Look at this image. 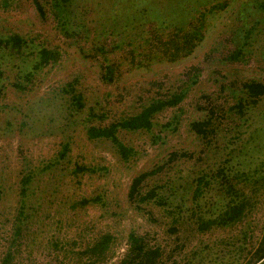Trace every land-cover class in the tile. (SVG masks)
Instances as JSON below:
<instances>
[{"label": "rangeland", "instance_id": "374dc122", "mask_svg": "<svg viewBox=\"0 0 264 264\" xmlns=\"http://www.w3.org/2000/svg\"><path fill=\"white\" fill-rule=\"evenodd\" d=\"M171 1L173 6L167 0L75 1L90 26L88 44L83 42L85 36L79 41L77 33L62 35L54 19H41L31 0H18L9 9L0 6V29L40 32L41 40L63 52L57 65L40 72L31 91H17L11 80L5 81L4 106L0 109V245L10 240L23 175L50 163L49 170L37 174L34 185V198L42 200L44 206L29 224L31 237L25 254L32 257L28 259L32 264H52L49 251L56 239L76 240L78 246H84L105 232L115 235V260L126 250L131 231L162 245L167 264L173 260L178 264H239L246 259L240 248L245 236L256 240L264 227V97L243 114L229 107L237 101L239 80L264 81V0H229L227 7L209 12L206 38L191 55L177 61L152 62L148 67L129 70L127 49H114L112 59L122 65L124 74L118 81H105L101 77L103 57L98 59L92 47L107 43L110 48L115 38L121 39L122 28L118 30L120 37L111 31L115 21L121 26L133 20V25L144 28L149 19L144 20V13L140 15L146 9L159 11L166 23L177 22L181 16L187 20L203 6L223 0ZM178 6L180 9L174 11ZM155 13L147 17L158 20L160 14ZM82 45L94 55L92 58L82 52ZM237 48L243 51L240 58H228ZM74 79H78L77 88L83 91L87 107H93L97 116L90 118L87 108L83 113H60L64 100L62 104L44 101L48 95L52 98L62 93L63 86ZM155 80L160 85H153ZM179 91L184 92V99L156 114L151 130L120 132L123 142L133 149L128 159L110 140L91 138L87 133L88 125L108 124L134 113L155 96ZM210 102L224 104L228 111L225 116L220 114L219 138L207 142L190 123L208 116L205 107ZM67 141L70 151L61 158ZM173 151L192 153L193 158L172 163L170 169L147 182L145 189L167 185L169 207L176 209L185 201L187 209L192 206L196 177L220 164L228 165L232 158L233 167L256 170L257 179L263 181L258 200L246 218L226 229L202 232L192 229L188 211L174 224L175 214L165 207L144 203L138 208L131 202L128 193L133 178L164 163ZM80 164L96 171L74 174L72 170ZM97 195L103 197L102 203L72 207L84 196ZM172 250L175 252L169 256Z\"/></svg>", "mask_w": 264, "mask_h": 264}, {"label": "trees", "instance_id": "16d2710c", "mask_svg": "<svg viewBox=\"0 0 264 264\" xmlns=\"http://www.w3.org/2000/svg\"><path fill=\"white\" fill-rule=\"evenodd\" d=\"M18 0H0V6L9 9ZM37 15L44 20L54 19L56 27L64 36L74 35L79 41L85 36V44L91 42L88 30L90 26L86 23L85 15L78 5L77 0H31ZM173 6L171 0H167ZM229 0L213 3L212 6H203L197 13L185 20L183 16L177 22L166 23L161 20V14L157 10L149 11L143 9L141 15L145 14L144 20L146 27H136L132 24L133 20L124 21L123 25H114L111 29L120 37L118 30L123 29L121 39L115 38L112 46L108 48L106 44H96L92 50L95 56L103 57L101 63V77L107 82L118 81L124 74L122 65L112 59L114 49L126 50V57L130 62L129 70L134 67H148L152 62L177 61L183 57L191 55L196 48L206 38L208 30L207 17L209 12L225 8ZM264 5V2L261 3ZM180 6L174 9L178 11ZM156 12L155 18H149V13ZM151 21V22H149ZM137 29H141L138 31ZM251 31V30H250ZM40 32L35 34L22 33L12 28L10 30L0 29V109L4 106L3 101L6 80H11L12 85L17 91L28 92L39 79V74L46 68L57 65L63 56L59 47L47 45L46 41L41 40ZM133 36V37H132ZM112 37V35L110 36ZM123 38V39H122ZM129 38V40L125 39ZM139 40V43L136 42ZM82 52L89 57H93L85 51L86 47L81 46ZM243 54L240 48L233 50L228 58L238 59ZM78 79L71 80L62 88V93L58 92L54 97L48 95L44 101L50 104L52 100H57L64 106L61 112H85L88 115L97 116L93 107H87L83 91L77 88ZM153 85H160L155 80ZM236 88L238 90L237 101L234 106L236 112L245 113L248 109L256 106L264 97V81L254 78L239 80ZM54 95V94H53ZM52 95V96H53ZM183 91L172 95L160 94L149 101L141 104L139 110L134 113L120 116L119 118L105 125H88L87 133L91 138H105L110 140L120 151L125 159H128L133 149L128 147L122 140L120 132L151 130L155 125L156 114L164 109L178 106L184 99ZM208 116L203 119H196L190 123L191 129L204 141L211 142L220 136L221 117L226 115L227 109L224 104H210L205 107ZM227 110V111H226ZM73 114V113H72ZM243 116V115H241ZM90 117V118H91ZM224 118V117H223ZM70 151V142L63 144L60 157L65 158ZM193 158L192 153L186 151L171 152L168 159L156 167L145 170L136 175L129 187V199L142 208L141 204L154 203L165 207L170 213L175 214L174 224L180 223L185 216V212L190 213L192 229L202 232L211 231L213 228H229L241 223L250 212L255 202L258 200L260 189L264 181L257 179L258 172L250 169H240L230 164L232 158L228 159V165H218L217 168L202 172L196 177V187L192 195V206L186 209V202L181 201L176 209L169 207V197L166 195L167 185H151L145 189L147 182L155 178L164 171L170 169L172 163L181 159ZM50 163H45L43 167L30 169L23 175L20 187V199L18 215L14 221L10 240L5 245H0V264H32L25 254L26 248L31 237L29 224L31 220L39 215L43 208V201L34 198L35 184L38 183L36 176L42 170H49ZM172 166V165H171ZM96 171L95 167L85 164L75 165L72 170L74 174L80 172ZM213 192V193H212ZM40 200V201H39ZM103 197L84 196L75 201L72 207L87 206L93 203H102ZM174 226V225H173ZM148 236L131 231L128 235V245L123 254L114 260L115 235L105 232L98 235L95 239L84 246H78L76 240L56 239L50 248L52 264H167V252L164 247L157 243H152L147 239ZM249 245L246 248L245 243ZM240 247L244 261L239 264H264V227L260 236L254 240L251 236L244 239ZM175 251L169 253L172 256ZM196 253V252H195ZM50 260V259H49ZM171 264H178L173 260ZM181 264V263H179Z\"/></svg>", "mask_w": 264, "mask_h": 264}]
</instances>
